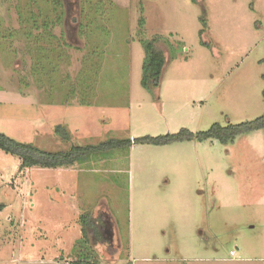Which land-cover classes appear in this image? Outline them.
Listing matches in <instances>:
<instances>
[{
  "label": "rangeland",
  "instance_id": "1",
  "mask_svg": "<svg viewBox=\"0 0 264 264\" xmlns=\"http://www.w3.org/2000/svg\"><path fill=\"white\" fill-rule=\"evenodd\" d=\"M61 1L62 48L21 53L3 31L29 2L0 0V132L62 151L264 114V0ZM156 39L165 65L145 89L143 42ZM18 161L0 150V264H264V129L55 168ZM86 212L111 230L106 246L83 236Z\"/></svg>",
  "mask_w": 264,
  "mask_h": 264
},
{
  "label": "trees",
  "instance_id": "2",
  "mask_svg": "<svg viewBox=\"0 0 264 264\" xmlns=\"http://www.w3.org/2000/svg\"><path fill=\"white\" fill-rule=\"evenodd\" d=\"M9 2L11 0H8ZM29 3L24 2V7L17 5V15L19 17L17 22V28L4 29L7 33V38L13 43L14 39L20 41L19 44L22 47L20 50L25 53L27 50L28 41L30 45L34 46L36 53L40 49L46 50L50 46L57 44L56 49L62 48L64 44L63 34L61 37L54 35L53 30L55 25H62L64 9L61 0H27ZM33 7V8H32ZM56 12V18L52 19L50 12ZM36 12H39L44 16L43 23H36L34 19H37ZM47 18V19H46ZM25 20V21H24ZM141 26L144 25V19L140 20ZM39 29H42L44 35L39 33ZM47 36H46V34ZM0 32V37L2 36ZM16 42V43H17ZM154 42H158V39L154 41H144L145 59L142 65V78L141 85L145 89L150 87H158L160 85L162 69L165 65L164 53L155 47ZM47 44V45H46ZM32 46L29 47L27 55L28 59H32L31 52ZM53 47V46H52ZM51 52V50H48ZM48 51L45 52L48 53ZM56 51V50H55ZM36 58V57H35ZM46 58V57H45ZM39 59H42L39 57ZM40 64H42L40 62ZM264 129V114L246 123L237 125L221 126L217 123L213 124L207 131L191 132L188 129H181L177 133L164 134L159 136L144 135L135 138H110L105 141H100L96 144L76 145L71 146L67 150L62 151H45L39 147H36L30 143L22 142L10 137L9 135L0 132V150H3L9 154L16 155L20 162L21 167H33L40 166L46 168H55L59 166H69L76 162L83 161L90 157H106L108 154L117 149L129 151L130 147L134 144H148V145H166L173 142H182L190 140L204 141L209 138L217 139L222 143L233 140L237 135L255 130ZM56 133L64 139H70L71 135L67 129L61 125L55 127ZM84 223L82 234L87 238L86 234H90L95 242L101 243L102 246H106L107 242L104 241L105 237H110L111 230L103 229V224L100 222L98 213L86 212L80 217ZM110 225V224H109ZM109 231V233H108ZM112 238H110L111 241ZM87 240V239H86ZM71 264H95V262L81 258L74 259Z\"/></svg>",
  "mask_w": 264,
  "mask_h": 264
},
{
  "label": "crops",
  "instance_id": "3",
  "mask_svg": "<svg viewBox=\"0 0 264 264\" xmlns=\"http://www.w3.org/2000/svg\"><path fill=\"white\" fill-rule=\"evenodd\" d=\"M39 114V113H38ZM40 115V114H39ZM36 131V133L38 134V131L37 130H35ZM71 131V130H70ZM70 131H68L69 133H70V135L72 136V131L70 132ZM132 148V146L130 147V149ZM19 162V161H18ZM19 165H20V162H19Z\"/></svg>",
  "mask_w": 264,
  "mask_h": 264
}]
</instances>
